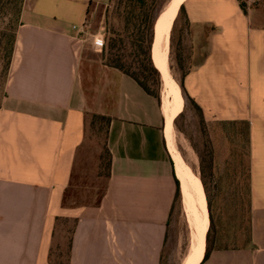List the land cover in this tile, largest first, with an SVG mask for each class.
Instances as JSON below:
<instances>
[{"label":"crops","instance_id":"obj_1","mask_svg":"<svg viewBox=\"0 0 264 264\" xmlns=\"http://www.w3.org/2000/svg\"><path fill=\"white\" fill-rule=\"evenodd\" d=\"M109 2L24 1L0 105V264H50L58 217L77 220L70 264H162L177 209L189 224L166 136L164 92L159 101L105 66L91 52L94 40L73 30ZM181 6L186 18L178 13L170 30L169 72L182 18L189 23L181 37L191 64L186 92L208 128L247 149L250 243L213 251L204 264H264V0ZM155 40L156 25V67ZM93 115L111 119V177L99 205L64 207ZM176 181L181 199L174 209Z\"/></svg>","mask_w":264,"mask_h":264},{"label":"trees","instance_id":"obj_2","mask_svg":"<svg viewBox=\"0 0 264 264\" xmlns=\"http://www.w3.org/2000/svg\"><path fill=\"white\" fill-rule=\"evenodd\" d=\"M25 0H0V94L6 96L10 66L14 54L16 33ZM167 0H110V9L106 16V46L102 51V62L109 68L116 69L133 79L150 96L160 101L161 75L152 60V46L155 38V25ZM180 17L186 18L184 6H181ZM185 28L189 32V23ZM173 43V38H172ZM182 44L178 46L176 61L180 67L179 85L186 100L200 114L205 126L201 108L192 100L184 85L189 70L184 64L187 60ZM179 114L176 120L182 116ZM111 119L106 116L93 115L89 123L92 132L103 131L108 136ZM205 132V131H204ZM204 152L200 155L201 181L204 187L210 226L206 236V251L201 264L213 251L236 250L245 248L251 240L250 220V186L247 172V183L236 184L235 175L228 171L225 180L215 178L214 150L207 134ZM101 157V177H111L112 157L107 144L103 147ZM212 180V181H211ZM214 181V190L210 183ZM175 204L181 199L180 184L176 181ZM242 189H241V186ZM100 204V203H99ZM98 204V205H99ZM173 212V210H172ZM77 223V220H76ZM75 223V226H76ZM75 228V227H74ZM67 246V263L70 264L72 235ZM244 239L243 244L240 240ZM50 253V264H63L61 256ZM163 264V262H162Z\"/></svg>","mask_w":264,"mask_h":264},{"label":"rangeland","instance_id":"obj_3","mask_svg":"<svg viewBox=\"0 0 264 264\" xmlns=\"http://www.w3.org/2000/svg\"><path fill=\"white\" fill-rule=\"evenodd\" d=\"M170 2L171 0L166 1L162 13L167 9ZM109 9L110 2L108 5H102L90 9L87 20L88 30L84 37L93 39L94 35L101 34L104 36L106 42V16ZM180 21L181 22L177 25L172 36L173 43L170 53V74L178 84L181 79V71L176 61V53L180 43L182 46L184 44V40L182 41L181 37L182 32H185L183 19L181 18ZM185 44L186 48H188L187 40H185ZM91 50V52L97 56L102 57L103 50H97L94 46H92ZM184 56L187 59L184 64L187 69L191 65L188 50L184 52ZM159 92H164L165 95L168 94L162 77ZM183 97L185 101V109L182 116L177 120L175 119L174 141H176V149L183 158L186 167L194 175H197L199 178L201 177L200 155L204 152V142L206 138V135L204 134H207L214 150L215 178L221 177L225 180L226 174L228 175V171H230L232 175H235L236 184L239 183V181L241 185L245 182L247 183L248 169L246 144L242 143V141L241 143H237L236 140H233V142L228 136V138L226 136L224 138L219 129L208 128L206 124L203 126L200 114L196 108L186 100L184 95ZM2 101L3 99L0 94V105L2 104ZM105 144H107L106 133L103 131L92 132L88 126V140L81 151V156L74 172L72 184L65 194L63 201L64 207L78 208L84 206H96L100 203L106 192L108 181L106 177L99 176L101 171V157L104 154L103 147ZM214 185V181L210 183L212 190H214ZM187 218L189 222L188 215ZM75 223V218L58 217L56 219L53 232V253L54 257L61 256L60 260L63 264L67 263V246L71 237L70 232L74 229ZM190 226V222L189 224L187 223L185 217L182 215V211L177 209L170 222L168 242L164 251L163 264H185L190 256L189 254H191V234L193 229ZM240 242V244H243L244 239L242 238Z\"/></svg>","mask_w":264,"mask_h":264},{"label":"bare ground","instance_id":"obj_4","mask_svg":"<svg viewBox=\"0 0 264 264\" xmlns=\"http://www.w3.org/2000/svg\"><path fill=\"white\" fill-rule=\"evenodd\" d=\"M184 0H171L167 9L156 23V40L153 58L162 75L165 95V113L167 116L166 136L168 146L177 166V174L182 181L184 204L189 217L191 234V254L185 264H201L206 251V236L210 226L207 199L201 179L187 167L176 149L173 134V120L182 112L184 98L179 84L172 78L168 67V49L170 30L176 20Z\"/></svg>","mask_w":264,"mask_h":264},{"label":"built area","instance_id":"obj_5","mask_svg":"<svg viewBox=\"0 0 264 264\" xmlns=\"http://www.w3.org/2000/svg\"><path fill=\"white\" fill-rule=\"evenodd\" d=\"M88 21L84 22L83 24L81 25H74L73 26V30L77 33V37L78 38H82L86 33H87V30H88ZM93 45L94 47L97 49V50H100L102 51L105 46H106V42H105V38L103 35L101 34H96L93 36Z\"/></svg>","mask_w":264,"mask_h":264}]
</instances>
